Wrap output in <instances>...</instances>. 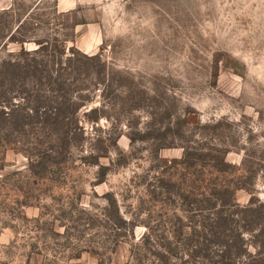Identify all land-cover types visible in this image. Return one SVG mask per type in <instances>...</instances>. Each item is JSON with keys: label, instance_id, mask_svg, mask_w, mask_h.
<instances>
[{"label": "rangeland", "instance_id": "rangeland-1", "mask_svg": "<svg viewBox=\"0 0 264 264\" xmlns=\"http://www.w3.org/2000/svg\"><path fill=\"white\" fill-rule=\"evenodd\" d=\"M41 46L84 134L35 175L1 124L0 264H205L201 181L264 203V0H0V63Z\"/></svg>", "mask_w": 264, "mask_h": 264}, {"label": "trees", "instance_id": "trees-1", "mask_svg": "<svg viewBox=\"0 0 264 264\" xmlns=\"http://www.w3.org/2000/svg\"><path fill=\"white\" fill-rule=\"evenodd\" d=\"M40 51L42 46L30 54L31 60L19 56L0 63V128L4 123L6 142L11 137L13 143L22 146L35 175L47 162H64L84 134L78 117L83 98L70 91L61 59L55 62L59 68L53 70L38 62L35 56ZM59 55L63 58L65 53ZM86 158L98 161L91 153ZM201 182L206 189L201 194L205 200L203 205L196 201V210L210 212L202 216L198 231H193L200 240L195 256L205 264H264V203L252 196L247 205L237 204L236 191L246 188L234 181Z\"/></svg>", "mask_w": 264, "mask_h": 264}]
</instances>
